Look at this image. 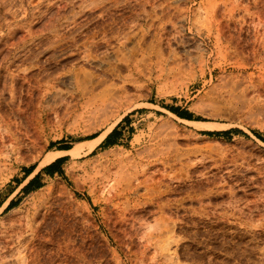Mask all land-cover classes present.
Masks as SVG:
<instances>
[{
    "label": "rangeland",
    "instance_id": "obj_1",
    "mask_svg": "<svg viewBox=\"0 0 264 264\" xmlns=\"http://www.w3.org/2000/svg\"><path fill=\"white\" fill-rule=\"evenodd\" d=\"M0 119V264H264V0H0Z\"/></svg>",
    "mask_w": 264,
    "mask_h": 264
},
{
    "label": "trees",
    "instance_id": "obj_2",
    "mask_svg": "<svg viewBox=\"0 0 264 264\" xmlns=\"http://www.w3.org/2000/svg\"><path fill=\"white\" fill-rule=\"evenodd\" d=\"M171 112L177 115L181 119H186L189 121H197L192 113H190L187 110H182L180 108L172 107L170 108ZM124 123H130L129 116L125 117L123 120ZM236 132L242 133L240 130H235ZM232 133V131H224V132H204L205 135L209 136H229ZM123 136V133L119 128H115L105 139L103 146L109 147V146H115L118 144V140ZM98 137V134L91 135L83 140H91ZM81 140V141H83ZM264 141V138H262ZM60 145V147L57 150H70L72 147L65 144L64 141L58 142L54 144V146ZM53 146V147H54ZM102 147V146H101ZM67 160V157H61L57 159L52 164L44 167L38 174H36L29 182L28 184L22 189V191L26 194H29L33 191L39 190L43 187V184L41 183V177L42 174H47L50 177H54L55 174L59 173L62 174V164ZM36 166H32L30 168L25 169V173L27 174V178L35 171ZM16 202L11 201L9 206L7 207L6 211L12 209L14 207Z\"/></svg>",
    "mask_w": 264,
    "mask_h": 264
},
{
    "label": "bare ground",
    "instance_id": "obj_3",
    "mask_svg": "<svg viewBox=\"0 0 264 264\" xmlns=\"http://www.w3.org/2000/svg\"><path fill=\"white\" fill-rule=\"evenodd\" d=\"M19 112H20V111H19ZM0 120H1V119H0ZM1 125H2V124H1ZM0 138H1V137H0ZM64 153H65V152H60V153H58V156H62ZM153 164H154V163H153ZM163 164H164V163H163ZM171 169H172V168H171ZM163 173H164V172H163ZM168 176H169V175H168ZM165 177H166V176H165ZM132 178H133V177H132ZM129 179H130V178H129ZM134 179H135V178H134ZM134 179H133V180H134ZM130 180H131V183H132V179H130ZM130 180H127V181L129 182ZM145 181H146V180H145ZM128 182H127V183H128ZM143 182H144V181H143ZM140 183L143 184L142 182H140ZM128 184H130V183H128ZM132 185H133V184H132ZM132 185H131V186H132ZM139 185H140V184H139ZM152 185H153V184H152ZM129 186H130V185H129ZM129 186H128V187H129ZM147 186H148V185H147ZM133 187H134V188H132V187L129 188V190H132V191H133V190H135V189L137 188V186H135V185H134ZM148 187H149V186H148ZM150 187H151V186H150ZM155 187H157V186H155ZM155 187L153 188V186H152V189H153L152 191H153L154 194H157V197H156V200H157L158 197L161 196L162 191H160V190L158 189L159 191L154 192V191H155ZM122 191L124 192V189H123ZM122 191H121V192H122ZM125 191H126V190H125ZM200 191H201V190H200ZM123 192H122V194H123ZM127 193H129V192L127 191ZM133 194H134V193H132V192L129 193V195H133ZM165 194H166V193H165ZM124 195H125V194H124ZM124 195H122V196H124ZM125 196H126V195H125ZM125 196H124V197H125ZM153 196H154V195H153ZM194 196H195V195H194ZM194 196H193V197H194ZM196 196H197V195H196ZM118 197H119V196H118ZM129 197H130V196H129ZM111 199H112V198L110 197L109 200H111ZM156 203H157V202H156ZM159 207H160V205H159ZM166 207H167V204H166ZM168 207H169V206H168ZM123 215H124V214H123ZM166 241H167V240H166ZM167 242H168V241H167ZM22 262H24V260H23Z\"/></svg>",
    "mask_w": 264,
    "mask_h": 264
}]
</instances>
